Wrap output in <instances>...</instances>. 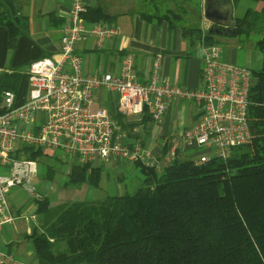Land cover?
<instances>
[{"label":"trees","instance_id":"trees-1","mask_svg":"<svg viewBox=\"0 0 264 264\" xmlns=\"http://www.w3.org/2000/svg\"><path fill=\"white\" fill-rule=\"evenodd\" d=\"M31 1L0 0V26L7 27L11 37L28 33ZM255 1L261 3L259 9H248L230 32L222 33L257 35L254 47L262 63L253 70L249 95L251 138L234 147L228 158L213 156L202 164L182 153L161 167L137 160L138 184L133 191L128 184L124 194L57 204L43 194L36 200V223L25 235L33 243L36 264H264V0ZM201 3L135 0L134 8L146 20H167L169 26L180 27L192 47L220 44L216 34L202 26ZM43 14L52 26L63 23L55 10ZM82 16L88 24L110 23L115 13L98 1ZM21 78L19 71L4 72L0 91L18 90ZM25 148L28 157L39 160L40 177L55 178L65 171L66 187H101L102 165L70 161L40 147Z\"/></svg>","mask_w":264,"mask_h":264},{"label":"built area","instance_id":"built-area-1","mask_svg":"<svg viewBox=\"0 0 264 264\" xmlns=\"http://www.w3.org/2000/svg\"><path fill=\"white\" fill-rule=\"evenodd\" d=\"M86 9V0H72L59 57L44 56L30 62L26 98L18 101L13 90L3 91L0 165H9L10 172L0 174V231L22 216L13 210L8 199L11 187H22L33 202L43 196L36 184L40 162L28 157L25 147L60 149L64 158L92 165L121 157L161 167L173 162L180 153L192 158L195 164L205 163L213 156L226 159L234 147L251 138L247 112L255 76L250 67L224 60L222 45L202 43L204 66L200 88L159 81V56L149 80L139 81L130 52L123 54L117 74H87L83 72V58L76 52V43L93 35L98 49H104L109 39L120 35V30L107 22L89 26L82 16ZM100 87L118 94L119 109L127 115L148 111L158 121L173 99L185 98L199 105L201 117L181 134L172 136L167 150L159 157L150 158L140 144L130 147L123 143L124 131L114 115L103 107L96 112L91 110L95 90ZM192 149L194 153L190 152ZM31 217L37 220L36 213ZM14 259V255L0 249V264Z\"/></svg>","mask_w":264,"mask_h":264},{"label":"crops","instance_id":"crops-1","mask_svg":"<svg viewBox=\"0 0 264 264\" xmlns=\"http://www.w3.org/2000/svg\"><path fill=\"white\" fill-rule=\"evenodd\" d=\"M98 1L104 2L109 12L115 13V18L110 23L119 28L120 35L109 39L104 49H98L93 35H88L76 43V52L83 58L84 73L117 74L120 71L123 54L130 52L134 56V73L141 82L149 80L154 61L159 56L161 61L158 70L159 81H168L173 85L189 89L202 87L204 59L201 43L190 46L182 29L169 26L167 20L144 19L134 8L135 0H86V4L87 6L94 5ZM221 1L224 7L221 9L224 12L228 11L227 8L232 9L234 20L242 18L248 9H259L261 6V3L255 0H230L229 3ZM201 2L203 10L201 23L204 29H209L212 23L204 14L205 0ZM71 6L72 0H32L28 6V10H33V12L27 34L11 37L8 28L0 26V76L4 72L19 71L22 73L18 90L10 89L18 95V101L27 97V72L30 62L44 56L59 57L63 28L69 22ZM47 10H55L63 18V23L59 26H52L48 17L43 14ZM226 36L216 34L217 39L226 38ZM223 47L224 60L256 70L254 66L249 65L247 59L241 61L239 50L236 47L230 50ZM4 90L7 89L0 91V104ZM105 102L109 108L103 105ZM94 103H98L99 108L103 107L109 114L114 115L118 122L122 118L124 124L119 123L124 131L123 143L130 147L140 144L150 158L159 157L172 136L181 134L184 129L193 125L201 117L199 105L185 98L173 99L158 121L149 118L148 111L127 115L119 109L118 94L110 92L105 87L95 90V99L91 108ZM122 114L124 117L120 116ZM125 160L127 159L113 157L99 165H102L107 172H111ZM106 164L108 167L105 166ZM67 168L69 169V166ZM26 233H30V230ZM8 252L14 253L15 261L18 262L11 261L6 264L28 263L26 256L21 253V247L18 251L16 248L13 251L9 249Z\"/></svg>","mask_w":264,"mask_h":264},{"label":"rangeland","instance_id":"rangeland-1","mask_svg":"<svg viewBox=\"0 0 264 264\" xmlns=\"http://www.w3.org/2000/svg\"><path fill=\"white\" fill-rule=\"evenodd\" d=\"M249 36L242 33L237 37L226 36V38H219L218 40L220 44L225 46L226 50L236 47L239 50L241 61L247 59L250 66H254L255 69L261 68V53L254 47L257 35L253 33V35ZM103 105L109 108L107 102L103 103ZM99 106L98 103H94L91 108L92 111L96 112ZM51 152L55 155L62 154L60 149L51 150ZM190 152L194 153L195 151L192 149ZM105 166L108 167V164ZM118 166L117 169L111 171L112 173L105 170L106 172L99 188L89 184H84L80 188L66 187L63 184L65 171L62 174H58L55 178H37L36 184L40 193L50 195L53 198V204L80 199L97 201L103 199L107 194H124L127 191L128 184L130 187L128 191H133V187L138 184L136 176L139 174V169L135 167V163L125 160ZM67 170L69 169L67 168ZM9 172V165H0V174L6 175ZM121 176L124 177V181L120 179ZM7 196L13 206V210L19 215L22 214V216L14 223L6 224L2 227L0 231V249L15 255L8 252L9 249L13 251L17 248L18 251L21 247V253L26 256L28 264H36L33 243L25 236L26 232H29L36 223V220L31 217L32 214L36 213V201L33 202L34 199L20 186L11 187ZM15 260L7 262H18Z\"/></svg>","mask_w":264,"mask_h":264},{"label":"water","instance_id":"water-1","mask_svg":"<svg viewBox=\"0 0 264 264\" xmlns=\"http://www.w3.org/2000/svg\"><path fill=\"white\" fill-rule=\"evenodd\" d=\"M224 1L225 3L230 2V0ZM204 5L205 17L212 23L209 32L215 34L230 32L236 24V21L232 18V9L227 8L226 10L228 11L224 12V10H222L224 7L222 6L221 0H205Z\"/></svg>","mask_w":264,"mask_h":264}]
</instances>
